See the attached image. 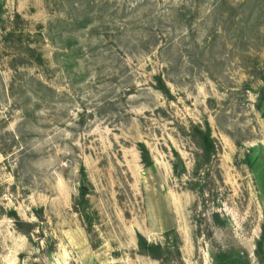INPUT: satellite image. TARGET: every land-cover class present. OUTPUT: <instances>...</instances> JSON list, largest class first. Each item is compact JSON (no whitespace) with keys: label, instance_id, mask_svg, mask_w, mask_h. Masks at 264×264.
I'll list each match as a JSON object with an SVG mask.
<instances>
[{"label":"rangeland","instance_id":"1","mask_svg":"<svg viewBox=\"0 0 264 264\" xmlns=\"http://www.w3.org/2000/svg\"><path fill=\"white\" fill-rule=\"evenodd\" d=\"M263 84L264 0H0V264H160L137 233L171 228L183 264H264Z\"/></svg>","mask_w":264,"mask_h":264},{"label":"trees","instance_id":"2","mask_svg":"<svg viewBox=\"0 0 264 264\" xmlns=\"http://www.w3.org/2000/svg\"><path fill=\"white\" fill-rule=\"evenodd\" d=\"M40 61V59H38ZM158 88L164 94H169V90L163 82L162 78L158 75L156 76ZM258 101L256 103V107L260 108L264 103V84L260 88L259 93L257 95ZM190 135L195 141L199 153L196 157V167L197 169L201 168V166L208 164L211 159L215 156L216 146L215 141L211 135V129L206 119L203 120V123L200 124H192L190 129ZM138 148L140 151L141 161L145 166H148L151 163L150 157L144 145L142 143H138ZM175 153V152H174ZM178 157V154L175 153ZM246 164L251 167L255 159L253 156L249 154L245 157ZM81 174L84 176V171L81 168ZM87 191L80 189V196L77 198L75 202V208L77 212L81 215L82 220L85 224L86 230H90L92 228V220L94 216V212L88 211V199L84 197ZM6 215L10 217L15 225V228L29 236L32 231L35 229V223H30L23 221L16 214L15 210H9L6 212ZM217 217V215H214ZM264 227L262 226V232ZM164 241L163 243H155L149 242L144 236L137 233L136 237V246L137 251L140 254L147 255L153 259H156L160 262V264H183L181 259L180 252V244L181 241L177 232L171 228L163 232ZM263 243L262 239L256 241V249L255 253L260 255L262 253ZM211 264H250L247 254L240 251L234 250H218L213 253L211 257Z\"/></svg>","mask_w":264,"mask_h":264},{"label":"water","instance_id":"3","mask_svg":"<svg viewBox=\"0 0 264 264\" xmlns=\"http://www.w3.org/2000/svg\"><path fill=\"white\" fill-rule=\"evenodd\" d=\"M79 187L82 190H85V191L88 190V187L85 184H80Z\"/></svg>","mask_w":264,"mask_h":264}]
</instances>
